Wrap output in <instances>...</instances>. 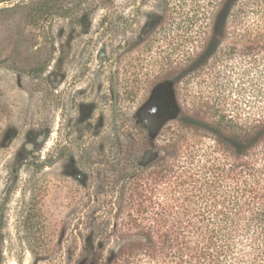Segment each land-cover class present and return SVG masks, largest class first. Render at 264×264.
Listing matches in <instances>:
<instances>
[{
	"label": "rangeland",
	"instance_id": "rangeland-1",
	"mask_svg": "<svg viewBox=\"0 0 264 264\" xmlns=\"http://www.w3.org/2000/svg\"><path fill=\"white\" fill-rule=\"evenodd\" d=\"M194 1L172 27L198 14ZM239 1L214 8L212 39ZM165 15L162 0H0V264L110 261L127 236L112 229L131 206L126 161H172L183 125L201 126L202 101L253 106L239 58L220 66L223 77L235 65L222 92L204 70L185 78L193 66L156 34ZM198 139L190 131L187 150Z\"/></svg>",
	"mask_w": 264,
	"mask_h": 264
},
{
	"label": "trees",
	"instance_id": "trees-1",
	"mask_svg": "<svg viewBox=\"0 0 264 264\" xmlns=\"http://www.w3.org/2000/svg\"><path fill=\"white\" fill-rule=\"evenodd\" d=\"M181 2L162 0L166 15L156 34L181 54L179 66H193L185 78L204 70L222 92L235 65L223 77L220 66L239 58L241 84L254 88V104L225 109L223 95L202 101L194 110L201 126L183 125L172 161L123 158L130 179L122 189L131 206L126 216L117 207L112 229L127 236L105 264H264V0L235 3L215 39L208 25L222 0H195L198 14L186 13L175 28ZM205 7L209 22L202 25ZM172 28L178 42L170 40ZM190 131L200 144L187 150Z\"/></svg>",
	"mask_w": 264,
	"mask_h": 264
}]
</instances>
